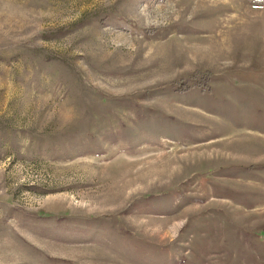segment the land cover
<instances>
[{
  "label": "rangeland",
  "instance_id": "obj_1",
  "mask_svg": "<svg viewBox=\"0 0 264 264\" xmlns=\"http://www.w3.org/2000/svg\"><path fill=\"white\" fill-rule=\"evenodd\" d=\"M0 264H264V0H0Z\"/></svg>",
  "mask_w": 264,
  "mask_h": 264
},
{
  "label": "trees",
  "instance_id": "obj_2",
  "mask_svg": "<svg viewBox=\"0 0 264 264\" xmlns=\"http://www.w3.org/2000/svg\"><path fill=\"white\" fill-rule=\"evenodd\" d=\"M193 77L195 80L194 85H190L184 81L174 83L173 85H174L176 91L186 92V91L191 90L194 86L199 87L201 89H204L208 92L212 91L210 86H209V83L212 81V74L210 72H207L205 74H200V75L197 74V75H194Z\"/></svg>",
  "mask_w": 264,
  "mask_h": 264
}]
</instances>
